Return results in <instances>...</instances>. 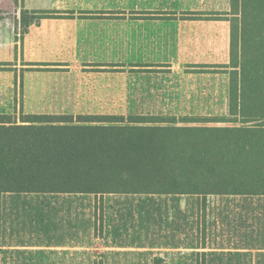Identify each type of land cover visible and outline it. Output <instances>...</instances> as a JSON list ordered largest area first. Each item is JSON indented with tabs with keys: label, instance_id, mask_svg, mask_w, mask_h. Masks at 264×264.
Returning <instances> with one entry per match:
<instances>
[{
	"label": "rangeland",
	"instance_id": "obj_1",
	"mask_svg": "<svg viewBox=\"0 0 264 264\" xmlns=\"http://www.w3.org/2000/svg\"><path fill=\"white\" fill-rule=\"evenodd\" d=\"M37 1L45 4L38 6ZM26 2L0 0V17L10 24L0 45V64L12 70L34 64L26 59L46 58L50 62L35 63L37 70L48 72L60 65L67 80L72 78L69 86H39L43 102L31 103L36 114L29 115L153 114L175 117L179 125H229L179 120L227 116L230 0H29L31 7ZM44 17L53 18L49 22L57 27L44 28L40 38L34 35L28 52L23 32ZM23 105L10 100L1 110L19 123L28 116ZM91 199L5 195L0 264L185 261L191 248L175 244L185 214L188 224L195 222L194 208H185L187 198L106 196L102 208H93ZM212 199L204 212L213 247L218 243L223 251L245 253L255 264L256 253L264 248H238L234 239L258 232L264 237V201ZM250 202L260 215L247 214Z\"/></svg>",
	"mask_w": 264,
	"mask_h": 264
},
{
	"label": "trees",
	"instance_id": "obj_2",
	"mask_svg": "<svg viewBox=\"0 0 264 264\" xmlns=\"http://www.w3.org/2000/svg\"><path fill=\"white\" fill-rule=\"evenodd\" d=\"M230 7L227 116L179 120L229 125L64 114L28 115L17 123L0 114V247L5 195L89 196L93 208H102L106 196L187 198L195 222L188 224L185 214L175 246L191 250L180 263L251 264L245 253L213 247L205 228L212 198L264 201V0H230ZM253 203L247 214L260 215ZM234 246L262 249L264 237L239 236ZM253 262L264 264V252Z\"/></svg>",
	"mask_w": 264,
	"mask_h": 264
},
{
	"label": "crops",
	"instance_id": "obj_3",
	"mask_svg": "<svg viewBox=\"0 0 264 264\" xmlns=\"http://www.w3.org/2000/svg\"><path fill=\"white\" fill-rule=\"evenodd\" d=\"M35 4L40 6V5L45 4V2L43 3V2L37 1ZM46 4H50V2ZM26 6L31 7L29 0H27ZM33 6L34 4H32V7ZM44 20H47V22L43 23ZM51 20H53V18L44 17L40 19L39 21H37L38 23L30 24L28 26V30L23 32V37H24L23 42L26 45L25 47L26 50L29 49L28 52H30L31 41L33 40L34 35L37 34L35 37L40 38L41 36L39 34H41L42 31L44 32L43 30L44 28H47L48 31H50L51 28L55 30L57 26L55 24L52 25L49 22ZM9 31H10L9 19L5 17L4 18L0 17V45L6 41L9 35ZM229 32H230V27H229ZM39 48L42 50L41 52L46 51L44 47L39 46ZM45 59L46 58L34 59L33 61H30V59H26V60H29L28 62H33L34 64L17 65L16 67H14L15 69L12 68V70H10L5 65L0 64V114H4L2 113L4 111L1 110V108L2 106H5L10 100L23 101L24 103L23 114L25 115H29L31 113L36 114L34 105H32L31 103H36V102L42 103L43 102V100L39 96V95H42V92L41 90L39 91V89L40 88L42 89L44 87L41 85L44 84L46 85V88H47L51 86L50 84H56L60 88L62 86H69L70 84H72V81H70L72 78L68 77V80H67L66 75L60 72L61 71L60 65L51 66L52 70L48 72L37 70L36 69L37 65L35 63L50 62ZM229 59H230V54H229ZM10 86L12 87L16 86V90H11V93H9ZM31 89L33 90L38 89V90L36 91V93H32ZM63 114L51 113L50 115H63ZM64 115H71V114H64ZM150 115H153V114H150ZM139 116H149V115L141 114Z\"/></svg>",
	"mask_w": 264,
	"mask_h": 264
}]
</instances>
